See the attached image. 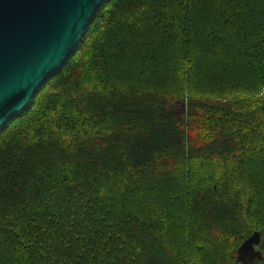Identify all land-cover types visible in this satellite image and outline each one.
Listing matches in <instances>:
<instances>
[{
	"label": "trees",
	"instance_id": "trees-1",
	"mask_svg": "<svg viewBox=\"0 0 264 264\" xmlns=\"http://www.w3.org/2000/svg\"><path fill=\"white\" fill-rule=\"evenodd\" d=\"M260 229L264 0H108L0 129V264H242Z\"/></svg>",
	"mask_w": 264,
	"mask_h": 264
},
{
	"label": "water",
	"instance_id": "water-1",
	"mask_svg": "<svg viewBox=\"0 0 264 264\" xmlns=\"http://www.w3.org/2000/svg\"><path fill=\"white\" fill-rule=\"evenodd\" d=\"M108 0H0V129L25 110L68 63ZM264 230L237 249L242 264L264 259Z\"/></svg>",
	"mask_w": 264,
	"mask_h": 264
}]
</instances>
